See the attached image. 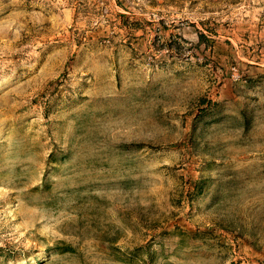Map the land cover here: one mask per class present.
Segmentation results:
<instances>
[{
	"label": "rangeland",
	"instance_id": "rangeland-1",
	"mask_svg": "<svg viewBox=\"0 0 264 264\" xmlns=\"http://www.w3.org/2000/svg\"><path fill=\"white\" fill-rule=\"evenodd\" d=\"M0 264H264V0H0Z\"/></svg>",
	"mask_w": 264,
	"mask_h": 264
},
{
	"label": "trees",
	"instance_id": "trees-1",
	"mask_svg": "<svg viewBox=\"0 0 264 264\" xmlns=\"http://www.w3.org/2000/svg\"><path fill=\"white\" fill-rule=\"evenodd\" d=\"M198 38H199V41L200 42H204V41H207L208 40L207 36L204 35L202 32H199L198 33Z\"/></svg>",
	"mask_w": 264,
	"mask_h": 264
}]
</instances>
